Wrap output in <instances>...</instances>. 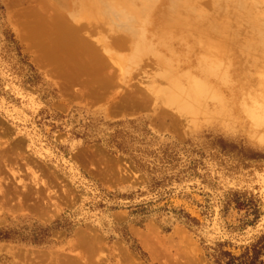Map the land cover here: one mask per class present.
I'll return each instance as SVG.
<instances>
[{
  "label": "rangeland",
  "instance_id": "374dc122",
  "mask_svg": "<svg viewBox=\"0 0 264 264\" xmlns=\"http://www.w3.org/2000/svg\"><path fill=\"white\" fill-rule=\"evenodd\" d=\"M86 1L0 0V231L14 234L0 241V264H249L253 246L264 263V144L246 115L210 114L220 100L246 113L244 83L259 74L245 68L258 55L235 49L223 81L193 71L178 98L203 86L207 114L180 112L167 105L166 71L200 69L195 39L161 42L154 23L88 21L78 14ZM118 37L158 52L133 65L136 44L120 50ZM38 227L50 229L40 245L15 237Z\"/></svg>",
  "mask_w": 264,
  "mask_h": 264
},
{
  "label": "bare ground",
  "instance_id": "6f19581e",
  "mask_svg": "<svg viewBox=\"0 0 264 264\" xmlns=\"http://www.w3.org/2000/svg\"><path fill=\"white\" fill-rule=\"evenodd\" d=\"M81 2H82L81 5L83 3L85 4V1H81ZM166 2L167 0L165 2L164 0H87L86 5L83 6L80 5L81 9L83 7V11L78 14L80 15L83 14V16L85 15L86 17L88 16L90 17L91 15L92 17H94V19L99 17V20L97 19L98 22L100 21V19L101 20L103 19L107 23V19H109L110 21L109 24H111L112 18L113 21L115 19L116 21L118 19L121 22L127 21L128 23L127 24L124 23L125 25H128L130 22L131 26L134 27L135 25L138 24L140 28H144L146 26L152 25L153 23L156 25L159 24L160 25L159 27H161L160 30L161 29L162 30L161 32L159 31L160 38L158 37V39L161 42L170 40V37L176 38L178 36H189L191 38H194L195 43L194 44L192 43L191 46L193 47V49L194 47L198 48V51L196 49L195 50L201 55L199 56L200 58L198 63L200 64L201 67L199 66L200 69L194 68L195 70L192 68H188L190 67L189 65H187L188 67H185L186 70H184V68L177 67L178 70L182 69L186 71L185 73H182L183 79L179 81L180 77L177 75L179 71L177 70V68H174L175 64L173 67L171 66L170 69L172 70L170 71L167 70L166 72H168L170 83L173 84L174 92H171L172 94L170 95L166 94L165 96L168 103L167 105H169L170 107L173 106L177 110H180V112L181 111L188 112L197 116L199 114L201 115L207 114L206 113L207 109L204 107V105H202L203 97H204L203 94L205 93L204 87L201 85H195L197 83L194 84L193 86L194 88H191L189 86V88L192 89V91H190L191 96H189L186 93L185 95H187L188 97L184 99L181 98L180 99L181 102H180L178 96H182L184 95V93H178V89L180 86L179 83L183 84V81L190 79L189 76L193 71L200 74L209 71L213 74L215 73V75L218 76L223 74L222 76V81H223L226 78V72L225 71L222 72L224 68L223 62L229 60L231 64L234 63L233 62L234 55L232 54L233 51L236 49L237 52L243 53V52H249L251 49H253L254 50L253 53H256L258 55V58L254 59V56L252 55L254 60L252 59L253 61L252 60L250 61L251 65L250 66L248 65L249 66L248 68L246 67V65L250 60V59L248 60L250 56H248L247 58L248 62L246 61L245 58L244 64L246 65L243 66V69L246 67L245 72L248 70L249 71L254 70L255 73L259 74V77L258 80H255L252 77L251 78L253 80L251 78H248L247 82L244 83L246 88L249 87L250 91L252 89L250 93L248 92L249 89L247 91L249 93V100L251 103L249 106H247V108H245L246 113H244L243 110L237 106L236 102L231 101L230 103H227L224 100H220V98L217 96L214 90H208L207 93H211L212 96L218 97L219 100L223 102L224 105L220 107L215 106L213 108L214 109L213 111L209 109L208 106L207 108L211 110L210 114H212L214 118L217 117L224 118V122L226 121L234 122L236 120H239L241 117H244V115H246L245 119H247L250 124L249 131L253 132L252 134H254L253 136L255 138V141H257L260 144H264V0H168V3ZM80 11L81 10H79V12ZM85 16L83 17L84 19ZM89 17L87 19L88 21L91 20V17L90 19ZM78 18L80 19L79 15ZM63 19L67 21L64 17ZM119 21H117L118 23L116 24H119ZM123 22L121 26H123ZM114 26L115 25H113V27ZM108 27H110V25ZM133 27L131 28L133 29ZM153 27L156 26L154 25ZM111 28L112 27H110V29ZM122 29H124V26ZM132 31L131 34L133 37L138 36L139 33L137 34L136 30L133 29ZM143 33L145 34V36H147L148 30L144 29ZM156 36L159 35H157L156 33ZM127 38L125 39V37L124 38L118 37L116 39L117 42H114V44L116 43L117 45H119L120 50L121 47L122 49L125 47L126 48L129 47L130 49V47L133 44L134 45L136 44V47L138 49L135 52V55L132 56L133 65H138L142 61L144 55H147L149 53H151L152 55L156 54L155 51L157 49L150 47L148 45L149 43H147V39H144L142 41L141 39H139L138 41L134 42L131 38L128 40ZM235 40L236 42L241 44L237 45ZM98 43L100 44V42ZM106 43L107 41L101 42L100 46L103 49V51L106 52L107 55L111 56L110 51L107 49L110 43L109 44ZM119 46H117L116 48H118ZM78 47H80V45ZM85 48H87V46ZM93 49L90 48L89 50L88 47V51H92ZM240 61L242 63L243 60L241 59ZM117 62L119 63V60ZM162 62L165 65H168L167 62H165L164 60H162ZM239 62L237 63L240 64L241 67L242 64ZM122 63L124 64V62ZM191 64L193 63H190V65ZM194 67H196L195 64ZM243 69L241 71H243ZM137 103L139 104L140 102L137 101ZM192 104L194 105V108L192 107Z\"/></svg>",
  "mask_w": 264,
  "mask_h": 264
},
{
  "label": "trees",
  "instance_id": "16d2710c",
  "mask_svg": "<svg viewBox=\"0 0 264 264\" xmlns=\"http://www.w3.org/2000/svg\"><path fill=\"white\" fill-rule=\"evenodd\" d=\"M9 43V42H8ZM122 132L119 133V135ZM118 134V133H117ZM117 135V137L119 136ZM117 137H115L117 139ZM119 139V140H118ZM116 141L113 142V148H115L118 152H121L122 154H127L133 162L138 166L139 170L143 164L139 161V155L137 153H133L129 148L127 147L126 142L123 140V138H118ZM113 141V140H112ZM139 152V150H137ZM161 160L170 162L171 159L173 158L172 153L167 154L165 153L164 155L160 156ZM145 170V169H143ZM146 171V170H145ZM54 230L60 229V226L56 225V227L53 228ZM50 229L49 228H41L38 227L35 231H31L28 233V235L24 236L23 234L15 233V237H21V242H24L23 240H29V243L34 244V245H40L44 242V238L48 236ZM14 235V234H13ZM10 232H1L0 231V241L2 240H9L11 237H13ZM24 237V238H22ZM260 254L259 249H257L256 246L252 247V255L250 256V262L249 264H255L258 258V255ZM264 264V263H260Z\"/></svg>",
  "mask_w": 264,
  "mask_h": 264
}]
</instances>
